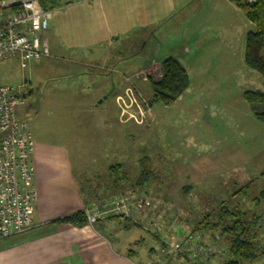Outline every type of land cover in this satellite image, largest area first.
Here are the masks:
<instances>
[{
    "label": "rangeland",
    "instance_id": "obj_1",
    "mask_svg": "<svg viewBox=\"0 0 264 264\" xmlns=\"http://www.w3.org/2000/svg\"><path fill=\"white\" fill-rule=\"evenodd\" d=\"M174 1L147 0L149 28L142 30L140 37L114 40V55L121 51L118 39L130 38L126 40L130 42L144 37L147 41L143 50L136 51L135 45L124 53L129 62L125 69L128 74L123 71V85L126 89L131 87L138 103L130 114L138 122L127 120L128 116L120 111L116 121L115 109L119 107L112 92L104 96L106 100L99 106L98 115L78 109L83 103L87 107L86 98L95 95L101 86L82 74L92 70L80 65L91 60L92 55L84 54L95 49V39L101 38V45H105L102 38L110 36L102 24L87 27V20L79 14L89 11L88 3L80 0L61 1L62 9L58 7L56 12L61 28L56 31L48 27V56L39 63L19 56L0 62V85L22 89L25 102L18 106L17 115L27 124L34 143L40 140L58 147L68 145L66 149L83 160L74 167L82 193L106 183L110 166L124 165L128 180L116 191L123 189L121 193H130L132 201L152 206L132 209V220L128 219L131 222L118 218L113 223L118 231H126L127 239L141 236L145 241L143 248L154 242L157 247L162 245L165 255H176L169 247L176 239H171L191 231L202 242L207 239L211 246L224 250L219 257V264H224L229 260L233 233L225 236L223 227L232 226L237 220L224 211L241 212L246 239L252 240L258 254L254 261L242 264H264V199H260L264 191V124L256 119L244 99L246 91L264 93V80L245 65L246 34L253 25L230 0H190L169 16V6ZM169 57L193 66L189 70L190 86L172 105L150 104V81L160 78L161 64ZM116 86H120L118 81ZM108 110L112 118H107ZM140 110L143 120L139 118ZM103 119H108L115 130L118 121L126 124L120 125L126 131H122L119 141V130L104 129L100 133V149L92 148L90 143L97 133L86 126L102 125ZM79 126L84 129L79 130ZM146 155L151 161L147 167L151 178L142 186L136 183L142 174L139 160ZM186 185L193 189L183 187ZM178 186L184 190L179 189L178 193ZM151 217L159 221L155 232L144 228ZM204 219L219 227L197 230ZM216 255L219 254L212 257ZM183 257L187 256L183 253Z\"/></svg>",
    "mask_w": 264,
    "mask_h": 264
},
{
    "label": "crops",
    "instance_id": "obj_2",
    "mask_svg": "<svg viewBox=\"0 0 264 264\" xmlns=\"http://www.w3.org/2000/svg\"><path fill=\"white\" fill-rule=\"evenodd\" d=\"M187 1L191 3L190 0H175L169 6V16L174 12H179V9ZM80 2L88 3L89 11L79 14L87 20V27L96 28L97 25L100 27L102 24L109 29L110 34L109 37L102 38L105 45H101V38L95 39V44L92 45L95 49H90L87 52L88 54H84V57L92 55L89 58L91 60L80 64L92 69L82 72V74L87 79L97 82V84L101 83V86L95 95L89 96V99L86 98L87 100L85 99L87 107H84L83 103L78 109L81 107L83 111L98 115L99 106L106 100L105 95L110 92L115 94L117 104V98L125 94L127 90L123 84L126 83L124 78L127 71L125 69L129 61H125L124 53L126 49L130 50L135 45H138L136 51L143 50L147 41L144 37L135 39L136 41L127 42L126 40L130 39L132 35L136 38L142 36V30L149 28V13L146 9L147 0H80ZM51 3V0L42 1L43 6H52ZM233 5L235 4L233 3ZM60 9H62V6H59ZM57 10L58 7L46 10L49 14V28H54L56 31L61 28L59 27L61 24L57 21ZM79 15L77 16L79 17ZM49 28L42 33V45L45 47L46 38L50 33ZM116 37L130 38L118 39V43H121L122 47L120 48L121 51L114 55V40ZM48 46L51 49V46ZM99 52L101 53L99 54ZM118 56L119 58H117ZM178 61L187 70L191 80V71L189 70H193V66L185 63L182 59ZM117 81L120 83L119 87L116 86ZM109 111L107 118H112ZM115 111L116 113L120 111L122 115L120 108L115 109ZM116 118L117 121L118 113ZM127 120L131 121L129 117H127ZM108 121V119H103L102 125L86 126L91 132L97 133L95 139L94 136L92 137L93 142L90 143V147L98 148L101 145L100 133L102 130L107 128L115 130V126L108 124ZM118 125L117 136L121 141V133L126 129L120 125L126 124L118 121ZM83 129L84 127L79 126V130ZM41 136L39 135V138H42ZM72 136L79 137L75 134H72ZM66 146L68 145L62 144L58 147L51 143L36 141L34 186L38 197L34 204L32 228L23 234L0 240V264H181L186 260L178 254L165 255L161 248L162 245L157 247L154 242H151L147 249L143 248L145 241L141 236L137 240L127 239L124 234L126 231H118L113 225L117 218L99 222L95 225L86 224L84 226L57 223L58 220L82 212L86 208L95 207L101 202L100 200H104L110 194L116 192L114 183L108 175L107 182L103 183L102 186L98 185L95 190L82 193L77 186L74 167L77 163H83V160L78 157L75 158L66 149ZM121 165L125 172L124 165ZM112 166L108 168V172ZM174 173L173 180L176 181L177 172ZM109 179L112 181L111 185H109ZM94 187H96V184ZM179 187H177L178 193L179 189L180 191L181 189L184 190L183 187L193 189L192 186L188 185ZM180 225L183 226L182 223ZM124 228L128 229L129 227L125 226ZM111 231L117 232V235L116 233L114 235ZM129 231L131 230H127V232ZM156 238L161 241V244L163 243L160 237L157 236ZM171 240H175V237ZM203 242L210 243L207 239ZM220 255L212 257L207 264H219Z\"/></svg>",
    "mask_w": 264,
    "mask_h": 264
},
{
    "label": "built area",
    "instance_id": "obj_3",
    "mask_svg": "<svg viewBox=\"0 0 264 264\" xmlns=\"http://www.w3.org/2000/svg\"><path fill=\"white\" fill-rule=\"evenodd\" d=\"M42 1L0 0V62L19 56L22 60L39 63L48 56V49L42 45V33L49 27V14L42 8ZM21 91V88L0 85V240L32 228L34 204L38 197L34 186L35 143L27 124L17 115L18 106L25 102ZM117 103L122 115L139 121L130 115L138 106L131 87L127 88L125 95L117 98ZM139 118L144 119L141 110ZM132 200L130 193H119L91 209L86 208L84 214L88 224L95 225L110 218L132 220V209L152 207L150 203L143 205ZM147 222L144 228L148 232V227L157 231V218L151 217ZM172 227L173 223L168 228L171 230ZM175 239L169 247L178 255L183 257L184 253L187 256V261L181 264H207L214 254L224 255V250L202 242L191 231L176 235Z\"/></svg>",
    "mask_w": 264,
    "mask_h": 264
},
{
    "label": "trees",
    "instance_id": "obj_4",
    "mask_svg": "<svg viewBox=\"0 0 264 264\" xmlns=\"http://www.w3.org/2000/svg\"><path fill=\"white\" fill-rule=\"evenodd\" d=\"M231 1L244 13L246 19L253 25V30L246 34L245 65L248 69L260 75L264 80V0H252V2H249V0ZM51 2L52 6H44L46 10L55 9L60 5V0H51ZM150 83L153 93L150 104L157 103L169 106L175 103L185 91L188 90L190 79L187 70L182 64L176 58L169 57L161 64L160 78L157 80L151 79ZM244 99L254 116L264 124V93L261 91H246L244 93ZM150 163V159L146 156L139 160L142 174L136 184L143 186L147 180L149 181L151 178V172L147 167L150 166ZM109 176L111 177L116 190L128 180V176L123 171V166L121 164L112 166L109 169ZM122 191L123 189L118 190L110 194L109 197L111 198ZM260 199H264V191L261 192ZM224 213L237 218V220H233L232 226L223 227L225 236L226 234L229 235L230 233H233V237L229 241V260L224 264H242L243 262L254 261L258 257V254H256L257 250L255 249L252 240L248 238L246 239L245 234L247 228L244 227L242 220L239 218L241 217V212L231 214L224 211ZM57 223L84 226L88 224V221L84 211H82L58 220ZM211 227L215 230L219 225H210V222L207 219H204L198 224L196 229L199 231H206Z\"/></svg>",
    "mask_w": 264,
    "mask_h": 264
}]
</instances>
